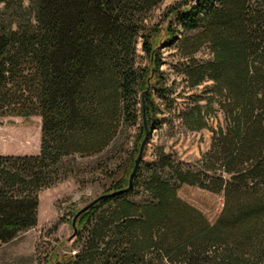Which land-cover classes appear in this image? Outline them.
Listing matches in <instances>:
<instances>
[{"label":"trees","instance_id":"16d2710c","mask_svg":"<svg viewBox=\"0 0 264 264\" xmlns=\"http://www.w3.org/2000/svg\"><path fill=\"white\" fill-rule=\"evenodd\" d=\"M9 1L0 117L40 116L41 141L38 154H0V243L34 227L39 193L69 178L126 188L145 115L149 134L175 119L208 129V149L188 164L157 146L133 187L80 213L70 251L58 244L43 264H264V0H175L158 19L165 0H30L27 20L5 14ZM170 44L193 91L182 103L161 69ZM183 185L222 196L215 220Z\"/></svg>","mask_w":264,"mask_h":264},{"label":"rangeland","instance_id":"374dc122","mask_svg":"<svg viewBox=\"0 0 264 264\" xmlns=\"http://www.w3.org/2000/svg\"><path fill=\"white\" fill-rule=\"evenodd\" d=\"M174 1L165 0L154 10V18L158 19L166 6ZM4 12L10 18L18 17L21 20H27L32 18V5L30 0H10ZM139 52L142 54L140 49ZM160 52L164 60L161 69L165 72L167 83H171L174 79L177 81V86L171 96L180 93L177 101L182 103L186 101L183 96H189L193 91L189 89L183 91V84H180V79L175 77L171 65L177 61V50L173 44H170L160 47ZM136 131V127H132L130 141L127 144L129 149L132 147ZM210 136L211 132L206 128L200 131L184 130L175 119L172 125L164 124L162 129H154L148 135L142 160H150L155 148L164 146L165 151L172 153L178 160L193 164L201 153L208 149ZM40 141V116L0 117V154H38ZM106 184L107 182L101 181L79 184L75 179L69 178L54 187L42 190L39 193L37 224L21 231L9 242L0 243V264H43L44 256L58 244L61 245L62 254L70 251L74 232L73 225L67 220L73 211H79L95 197L104 193L108 186ZM178 195L200 209L209 220H215L223 205L220 194L203 190L197 186L183 185L178 190Z\"/></svg>","mask_w":264,"mask_h":264},{"label":"water","instance_id":"95a60500","mask_svg":"<svg viewBox=\"0 0 264 264\" xmlns=\"http://www.w3.org/2000/svg\"><path fill=\"white\" fill-rule=\"evenodd\" d=\"M144 125H145V136L140 144V147H139V151H138V154L134 160V166L132 168V171L129 175V181H128V186L122 190H118V191H113V192H109V193H103V194H100L98 195L97 197H95L93 200H91L88 204H86L85 206H83L74 216L73 218V227H74V233H75V221L77 219V217L80 215V213L86 211L89 207H91L93 204H95L98 200L102 199V198H108V197H111L115 194H118V193H121L123 191H129L132 187H133V179H134V176L137 172V169L139 167V164L143 158V153H144V148H145V145H146V142H147V139H148V135L150 133L149 131V128L146 124V120H145V115H144Z\"/></svg>","mask_w":264,"mask_h":264}]
</instances>
